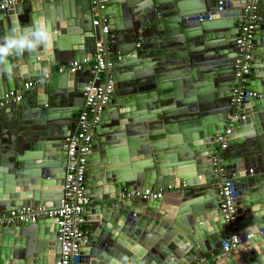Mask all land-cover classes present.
I'll list each match as a JSON object with an SVG mask.
<instances>
[{"label":"water","instance_id":"obj_1","mask_svg":"<svg viewBox=\"0 0 264 264\" xmlns=\"http://www.w3.org/2000/svg\"><path fill=\"white\" fill-rule=\"evenodd\" d=\"M247 2L104 1L98 16L109 23L104 42L114 67L105 75L114 92L87 157L94 205L84 212L90 222L78 264H193L217 251L227 237L218 166L233 178L242 238L236 251L210 264H264V225L247 230L243 223L264 211V0L252 71L238 77L236 40ZM11 8L0 10V36L43 16L56 38L46 50L12 58L11 80L0 73V99L35 83L21 101L0 107V213L60 205L65 144L92 78L90 65L68 68L93 54L97 39L90 0H38L9 14ZM227 10L240 15L213 19ZM228 129L223 150L218 135ZM147 189L163 196L121 197ZM253 222L264 224V217ZM59 230L56 218L0 225V264H55Z\"/></svg>","mask_w":264,"mask_h":264},{"label":"built area","instance_id":"obj_2","mask_svg":"<svg viewBox=\"0 0 264 264\" xmlns=\"http://www.w3.org/2000/svg\"><path fill=\"white\" fill-rule=\"evenodd\" d=\"M27 0H0V10H7L11 6ZM105 0H90L95 18L93 20L94 35L97 37L95 51L85 58L84 62L74 61L68 68L71 73H76L90 65L92 78L86 83L85 101L83 108L76 120L74 132L68 137L65 150L67 152V170L64 185V197L60 205L52 208L29 207L23 210H10L0 213V225L13 222H36L39 219L56 218L60 226L58 240L60 242L61 256L55 264H78L81 257L82 241L85 238L86 208L92 203L87 196L85 178L87 175V157L91 152L95 126L101 121L102 107L114 92V81L105 75L114 67V60L105 47L104 40L110 36L108 19L98 14L105 8ZM258 0H248L244 8V20L239 28L236 43L238 49L237 72L238 77H244L251 72L252 54L255 45V35L259 30ZM34 86L32 82L16 91L10 92L0 99V107L14 104L22 100L26 90ZM228 129L224 134L218 135L222 142V149L228 148ZM253 172V169L250 170ZM221 211L225 219L227 237L221 251L212 259L202 264H209L229 255L238 249L242 236L237 226L238 208L235 201V192L232 186L233 178L220 166L215 170ZM161 191L147 189L145 191H131L122 194L124 200L159 198Z\"/></svg>","mask_w":264,"mask_h":264},{"label":"clouds","instance_id":"obj_3","mask_svg":"<svg viewBox=\"0 0 264 264\" xmlns=\"http://www.w3.org/2000/svg\"><path fill=\"white\" fill-rule=\"evenodd\" d=\"M56 38L52 23L46 17L35 18L28 25H16L0 36V73L12 79L14 68L12 58L41 49L50 48Z\"/></svg>","mask_w":264,"mask_h":264},{"label":"crops","instance_id":"obj_4","mask_svg":"<svg viewBox=\"0 0 264 264\" xmlns=\"http://www.w3.org/2000/svg\"><path fill=\"white\" fill-rule=\"evenodd\" d=\"M36 2H38V0H29V1H27V2H23V3H18V4H15L14 6H12V8L9 10V14H14L15 13V10H16V8H18V10H20V9H23V7L26 5V4H35ZM240 15V12H239V10H227V11H221V13H219V12H214V13H212V17H213V19H231V18H234V17H237V16H239ZM225 17V18H224ZM119 56L120 57H122L123 59H126V57L127 56H123L122 54H119ZM111 57H113V54H111ZM49 70V69H48ZM252 71V70H251ZM48 72V71H47ZM47 74V73H46ZM84 79L86 80V78H83V81H84ZM84 83V82H83ZM35 84V83H34ZM82 84V83H81ZM80 84V85H81ZM79 85V86H80ZM24 86V85H23ZM22 86V87H23ZM34 87V86H33ZM32 87V88H33ZM189 107V106H188ZM190 108V107H189ZM75 127V126H74ZM74 129V128H73ZM95 130V129H94ZM249 142H255L254 140H249ZM253 145H256V144H253ZM258 154H260V152H258ZM258 157V160H259V156H257ZM116 159H117V161L118 162H120L119 160L122 158V155H121V153L119 152V155L117 154L116 155V157H115ZM250 165V169H253V172H250L251 174H253L254 172H256L257 171V166H256V164H255V162H254V160H253V162H252V164H249ZM109 187H111V186H109ZM218 187V186H217ZM124 193H127V190H124ZM166 193V192H165ZM165 196H167V194L165 195ZM133 200H135V202H140V200L141 199H133ZM94 204H93V202L88 206V207H92ZM113 217H115V214L113 215ZM264 217V211H259V212H255L254 214H253V219H246V220H244L243 221V223H245V229H247V230H251V229H260V226H262V225H264V224H260L259 222H253V221H255V220H258V219H260V218H263ZM216 219V218H215ZM89 220H86V222H85V224H84V226H85V230H86V233H87V228L89 227ZM156 230V229H155ZM178 230H180V226H179V228H178ZM86 233H85V238L83 239V241L86 239ZM155 233V231H154V229H151L150 230V235H152L153 236V234ZM242 246V245H241ZM244 247H248V248H251V246L248 244V243H246L245 245H244ZM221 248H222V246L220 245L219 246V248H218V250L217 251H211V252H207L206 254H207V257L205 258V259H201V260H199L198 262H195V263H193V264H202V263H204L206 260H209V259H212V257L213 256H215V254H217V253H219L220 251H221ZM236 251V250H235ZM212 261H210L209 262V264L211 263Z\"/></svg>","mask_w":264,"mask_h":264},{"label":"bare ground","instance_id":"obj_5","mask_svg":"<svg viewBox=\"0 0 264 264\" xmlns=\"http://www.w3.org/2000/svg\"><path fill=\"white\" fill-rule=\"evenodd\" d=\"M225 18V17H224Z\"/></svg>","mask_w":264,"mask_h":264}]
</instances>
